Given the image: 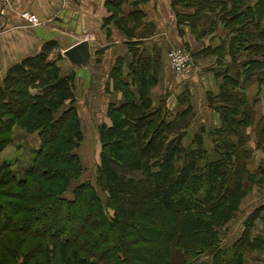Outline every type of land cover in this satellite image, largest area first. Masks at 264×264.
<instances>
[{
    "label": "trees",
    "instance_id": "16d2710c",
    "mask_svg": "<svg viewBox=\"0 0 264 264\" xmlns=\"http://www.w3.org/2000/svg\"><path fill=\"white\" fill-rule=\"evenodd\" d=\"M249 1L176 3L197 7L188 19L193 30L206 23L213 30L220 18L234 24L242 48L264 41V0ZM51 45L13 66L0 85V153L12 143L15 126L40 139L23 172L0 162V264H244L247 251L264 247V235L251 236L252 217L234 241L227 239L248 183H264V168H249L255 116L237 80L226 75L221 95L212 94L224 103L215 107L221 125L188 137L193 107L170 113L164 101L157 105L150 70L133 69L142 78V95H129L123 86L122 103L111 105L112 123L100 127V193L82 179L78 149L85 136L74 73H63ZM252 53L261 58L241 63L240 76L264 69V46ZM136 62L153 60L139 56ZM263 123L256 148L264 147Z\"/></svg>",
    "mask_w": 264,
    "mask_h": 264
},
{
    "label": "crops",
    "instance_id": "0c3cea01",
    "mask_svg": "<svg viewBox=\"0 0 264 264\" xmlns=\"http://www.w3.org/2000/svg\"><path fill=\"white\" fill-rule=\"evenodd\" d=\"M176 1L13 0L9 7L0 4V85L13 66L40 53L49 47L47 45L52 44L56 52L62 47L64 52L85 39L90 42V62L78 66L68 57L66 59L71 67L69 72L74 73L75 95H111V102L120 104L124 92L115 83L126 85L129 95H142V78H136L133 69L145 67L151 74L148 81L154 82L150 90L154 103L159 105L164 101L170 113L180 112L189 105L193 107L196 116L188 129V137H191L200 127L221 125L220 110L209 104L208 95H221V87L229 75L238 81L237 90L243 87L246 100L253 109L255 122L250 125L249 133L255 151L249 168L258 173L264 168V147L256 148V129L260 119H264V69L246 78L240 76L237 68L251 57L261 58V53L256 55L252 49L257 45L264 46V41L249 40L238 48L241 43L237 44L238 32L233 29L234 24L221 18L210 33H202L203 25L193 30L188 19L197 8L184 4L177 7ZM257 2L250 0L248 4L255 6ZM25 10L36 13L41 23L30 26L21 17ZM134 11L139 12L135 19L131 15ZM178 14L183 17L181 25ZM66 35L72 37V42L65 45ZM177 45H188L193 52L196 70L190 77L177 75L168 67V51ZM139 56L153 60V63L141 66L136 62ZM114 71L120 74L116 81ZM215 104L224 105L219 100ZM249 187L240 207L242 215L232 223L235 236L240 235L250 217L254 218L251 236L264 235V183ZM244 264H264V247L247 251Z\"/></svg>",
    "mask_w": 264,
    "mask_h": 264
},
{
    "label": "rangeland",
    "instance_id": "374dc122",
    "mask_svg": "<svg viewBox=\"0 0 264 264\" xmlns=\"http://www.w3.org/2000/svg\"><path fill=\"white\" fill-rule=\"evenodd\" d=\"M180 4L178 3L177 7H179ZM184 6L186 4L184 3ZM190 8H193L191 6ZM197 8V7H196ZM181 15L178 14V24L181 25L183 21L180 17ZM180 20V22H179ZM182 21V22H181ZM191 27V25H190ZM203 29L205 32L213 31L208 27V24L206 23L203 26ZM203 33V32H202ZM210 33V32H209ZM83 38V37H82ZM85 40V39H83ZM72 42V37L67 36L65 37V45ZM79 42V41H78ZM184 47L187 49L192 57V64L194 67V71L192 72V75H194V72L196 70L195 65V57L193 55V52L187 47L188 45H177ZM55 57L60 55L59 62L61 65V68H63L62 71L69 72L70 70V63L66 61L67 56L64 57L62 47H59L56 51L52 52ZM62 55V56H61ZM54 57V56H53ZM170 69V68H169ZM171 70V69H170ZM172 71V70H171ZM63 72V73H64ZM173 72V71H172ZM174 73V72H173ZM117 78H120L119 71H114V79L115 81ZM120 81V80H118ZM116 86H120L123 90V86L119 84V82L115 83ZM84 89V88H83ZM243 91V90H241ZM244 92V91H243ZM246 95V92H244ZM214 96V95H213ZM212 95H208L209 104L211 106L217 107L218 105L215 104L218 101L212 100ZM75 99L77 100V106L79 107L80 113H81V119L83 124V130H84V140L81 144L80 148L78 149L83 161H84V168L85 172L82 176V179L91 181L94 185L98 186V176H99V165L101 161V150H102V144H101V136H100V127L105 123H112V119L109 115L111 105L114 104L112 101L111 95H75ZM116 101L118 99H115ZM114 100V101H115ZM158 102V101H156ZM195 118V117H194ZM195 120V119H193ZM193 135V134H192ZM13 141L11 144H9L1 153H0V162H7L12 165V169L16 170L17 172H23L25 170L26 166L31 162L33 155L35 154V151L40 146V139L37 133H28L26 130L19 128L18 126H15L12 132ZM250 144V142H249ZM21 176V174H20ZM82 179L75 180L68 191L67 195L72 197L73 194V188L76 187L81 183ZM252 184V183H251ZM250 185V184H249ZM98 190L100 193H103L104 191L101 189V187L98 186ZM248 200V199H247ZM242 215V212L238 214L236 217V220ZM239 228V226L237 225ZM235 228V225L232 224L230 227V233L227 239L230 241H234L238 236H235V231L233 230ZM226 239V240H227ZM3 241V239H0V243ZM229 242V241H228Z\"/></svg>",
    "mask_w": 264,
    "mask_h": 264
},
{
    "label": "built area",
    "instance_id": "2783aa9c",
    "mask_svg": "<svg viewBox=\"0 0 264 264\" xmlns=\"http://www.w3.org/2000/svg\"><path fill=\"white\" fill-rule=\"evenodd\" d=\"M12 1L13 0H0V4L9 7ZM21 17L27 21L30 26H36L41 23L39 16L30 10L23 11ZM192 57L190 52L184 47L174 46L168 52L169 68L177 75L190 77L194 71Z\"/></svg>",
    "mask_w": 264,
    "mask_h": 264
},
{
    "label": "water",
    "instance_id": "95a60500",
    "mask_svg": "<svg viewBox=\"0 0 264 264\" xmlns=\"http://www.w3.org/2000/svg\"><path fill=\"white\" fill-rule=\"evenodd\" d=\"M64 55L67 56L72 63L78 66H85L90 62V42L88 40L76 42L64 51Z\"/></svg>",
    "mask_w": 264,
    "mask_h": 264
}]
</instances>
